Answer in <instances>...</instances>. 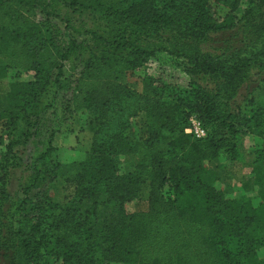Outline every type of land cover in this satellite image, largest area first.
I'll return each instance as SVG.
<instances>
[{
    "label": "trees",
    "instance_id": "16d2710c",
    "mask_svg": "<svg viewBox=\"0 0 264 264\" xmlns=\"http://www.w3.org/2000/svg\"><path fill=\"white\" fill-rule=\"evenodd\" d=\"M242 2L0 0V264H264V100L254 97L264 84V0ZM57 3L93 18L88 41L54 42ZM160 52L187 74L186 87L149 76L131 83ZM64 63L75 75L73 108L87 110L90 147L65 177L72 193L63 201L48 191L57 179L50 143L12 201L13 134L30 107L49 106ZM191 115L205 137L184 132ZM248 133L262 138L251 151L256 205L216 188L204 163L240 160ZM120 156L132 170L120 172ZM144 182L147 208L126 212Z\"/></svg>",
    "mask_w": 264,
    "mask_h": 264
},
{
    "label": "rangeland",
    "instance_id": "374dc122",
    "mask_svg": "<svg viewBox=\"0 0 264 264\" xmlns=\"http://www.w3.org/2000/svg\"><path fill=\"white\" fill-rule=\"evenodd\" d=\"M244 2L245 0H243L242 6ZM52 11L54 14L49 17L48 25L51 28L54 42L59 45H66L71 39L78 42L89 40L86 31L89 26L88 21L93 20L90 15L71 11L62 3L55 4ZM35 12L37 14L36 18L41 20L42 14L39 13V9H36ZM2 62L5 63L6 59L2 58ZM144 63L129 78L137 88L140 87V80L143 76L151 77L154 83L180 87L187 86L189 80L187 74L180 67L172 64L173 60L165 53H157V55L147 58ZM64 65V72L61 77L62 87L58 90L51 89L48 95L49 106L42 110L38 106L30 107L26 118L20 121L17 130L13 134V142L15 143L9 153V158L16 164L11 167L12 173L6 185V191L9 192L12 201H17L18 196H21L20 187L31 182L30 178L33 170L43 167L38 156L49 143L54 146L51 157L57 164V179L49 185L48 191L54 201H63L64 194L72 193V186L64 182L65 177L83 159L90 147L91 131L87 123V110L73 108L71 95L75 75H73L69 63H64ZM12 74L13 71L8 72V80H11ZM30 78L31 73H22L19 76L20 80ZM254 97L261 101L264 100L263 83L255 90ZM238 101L242 103L241 97L238 98ZM138 123L137 119L133 118L132 126L129 129L130 135L135 139H138L141 133ZM261 142L262 138L256 134L241 135L239 138L240 160L230 161L223 154H220L215 161H205V166L213 173V185L221 189L228 197H238L243 194L249 196L253 204L256 205L259 197L257 196V186L251 183L253 178L251 173V151L258 147ZM3 152L4 147L0 145V160ZM133 166L134 164L127 160L125 156H120V172L130 171ZM33 191H29L30 196H32ZM147 197L148 186L147 182H144L136 197L125 203L126 212L145 210L148 205ZM259 256L264 258V248L260 249Z\"/></svg>",
    "mask_w": 264,
    "mask_h": 264
},
{
    "label": "built area",
    "instance_id": "2783aa9c",
    "mask_svg": "<svg viewBox=\"0 0 264 264\" xmlns=\"http://www.w3.org/2000/svg\"><path fill=\"white\" fill-rule=\"evenodd\" d=\"M186 133L192 134L196 138L206 136L207 130L203 127L201 121L195 116L189 117V125L184 129Z\"/></svg>",
    "mask_w": 264,
    "mask_h": 264
}]
</instances>
